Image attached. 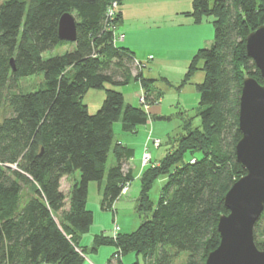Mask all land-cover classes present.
<instances>
[{
	"label": "trees",
	"instance_id": "16d2710c",
	"mask_svg": "<svg viewBox=\"0 0 264 264\" xmlns=\"http://www.w3.org/2000/svg\"><path fill=\"white\" fill-rule=\"evenodd\" d=\"M113 1L121 5V0L0 4V264H83L79 241L93 222L88 184L97 182L101 207L108 209L134 178L127 166L133 149L115 139L113 124L134 133L149 113L126 103L114 87L139 82L149 94L154 81L143 75L130 50L113 43L109 23L120 15L118 8L112 20L107 16ZM65 12L75 17L73 42L57 35ZM190 15L196 23L212 17L214 29L212 42L193 55L185 76L202 63L200 124L185 121L163 157L142 170L136 203L146 216L138 228L111 238L95 235V245L116 247L110 259L118 264L129 252L143 257V263L130 264H175L183 252L180 264H205L219 243L225 193L244 174L235 156L239 96L246 76L262 82L246 52V36L264 25V0H192ZM60 45L71 48L43 57ZM35 74H43L38 86L22 89L20 79ZM90 89L105 91L93 114L83 102ZM109 155L115 162L107 167ZM75 172L79 178L72 180ZM65 177L71 180L66 192ZM159 177L165 179L153 203L149 191ZM261 217L253 234L262 250L264 240L255 237Z\"/></svg>",
	"mask_w": 264,
	"mask_h": 264
},
{
	"label": "crops",
	"instance_id": "0c3cea01",
	"mask_svg": "<svg viewBox=\"0 0 264 264\" xmlns=\"http://www.w3.org/2000/svg\"><path fill=\"white\" fill-rule=\"evenodd\" d=\"M191 12L192 0H121L116 31L123 37L116 41V45L130 50L136 61L146 63L142 69L143 75L147 78L156 79L151 85L153 90L150 97H158L153 104L148 102V110L146 109L149 113L148 121L142 127L139 125L136 132H123L120 123L116 122L119 123L120 132L125 134H135L139 128H143L142 138L140 137L141 140L139 139L136 148H133L131 143L123 137L121 139L115 138L133 149V157L129 159L127 166L132 169L134 176V167L131 162L136 157L140 161L145 145L148 143L149 132L151 136L157 135L154 134V124L157 120H167L173 115L172 109L176 105L174 106L172 103L164 105L166 96H175L177 100H181V97L184 98L185 87L176 88L175 85L181 80L194 53L212 42H209L212 34L211 24L206 22L205 18L196 23L190 15ZM163 77L165 80H161ZM169 81L172 84H167ZM134 85L133 89L125 87L119 91L122 92L126 103L137 106L136 99L141 86L139 82H134ZM180 112L184 111L180 109ZM146 130L147 135L145 136L144 131ZM149 150L150 148H148ZM153 151L151 149L152 159L156 162L162 156H159L157 151L154 153ZM142 170L139 162L138 175L141 174ZM66 180L68 179L65 177L62 184ZM98 197L100 198V193ZM138 256L136 259H139Z\"/></svg>",
	"mask_w": 264,
	"mask_h": 264
},
{
	"label": "rangeland",
	"instance_id": "374dc122",
	"mask_svg": "<svg viewBox=\"0 0 264 264\" xmlns=\"http://www.w3.org/2000/svg\"><path fill=\"white\" fill-rule=\"evenodd\" d=\"M3 1L4 0H0V4ZM118 6L120 9L119 3H118ZM205 19H206V22L208 21V23L211 24L212 34L209 40L210 42L214 38L212 17H205ZM114 22L115 21H110L109 29L112 31L113 35H116L118 37L122 36L121 34L117 33L116 31L117 22L115 23ZM68 48H71V46L70 45H60L53 50L45 51L43 53V57L47 58V57H50L56 54H61L65 52L66 50H68ZM190 61H189V64H190ZM145 64L146 63L140 62V68L143 69ZM189 64L186 68V71L182 75L181 80L177 83V85H175L176 88H181L183 86L185 87L184 90L186 91L185 93L183 92L184 98L181 97V100H177V98L175 99V96L167 95L164 100V105H168L169 103L174 104V106L176 105V107H173L172 109L173 115H171L169 119L167 120H157V122L154 124V129H153L154 134H157L155 136L160 139V145L158 147H155V145L152 144L153 138H156V137L151 136L150 132L148 134L149 137H153V138H150L149 142L146 144L149 146L147 147L150 148L149 150L150 154H151V149H152V151L154 150L153 153L157 151L158 155L163 157L167 149L171 147L169 142L172 143L174 139H176L179 135H181L184 132L185 121H188L187 125L188 126L190 125L191 127H195L200 124V118L197 115V109H198L197 85L200 84L203 80L202 63L198 62L196 67L193 69V72L190 75L189 79L185 80V76H186V72L188 70ZM42 80H43V74H35V75L21 78L19 81V85L22 89H26V90L32 89L33 90V88H36L39 82H41ZM152 80L155 81L156 79L153 78ZM161 80H165L164 77L161 78ZM167 84H172V83L169 81L167 82ZM125 87H128L127 89H129V87L133 89V87H135L134 81H132L131 83L127 85L119 86V87L116 86L114 88H116L117 90H121V89L123 90L125 89ZM104 97H105L104 90L90 89L87 91V93L83 97V102L87 104L89 113L93 114L96 112V110L101 105ZM156 98L150 97V93L148 94L141 86L140 93L139 95H137L136 104L138 106H143L144 108L148 110L147 108V105L149 104L148 102L153 104ZM180 109H182V111L184 112H180ZM113 127H114L115 138L121 139L123 137V139L131 143L130 145L133 148L137 147L139 139L141 140L142 138L141 136L143 134V128H139L137 133L135 134H125V133L120 132L119 123H115ZM139 127H142V125ZM144 134L145 136L147 135V130L144 131ZM114 162L115 161L112 155H109L108 160H107V167L112 166ZM139 162H140L141 168L144 169L145 166H147L148 164L155 163V160L152 159V155H151V159L145 165L142 164V155L140 157V161L138 160L137 157L132 160L131 163L134 167V172H135L134 179L129 183V186L126 189L125 193L121 195L114 202L112 207L108 209H104L101 207V201H100L101 194L99 198L98 195L100 191L98 192L97 182H91L88 184L89 185L88 186V202L86 205H87V209L90 210L93 215V222L90 225L89 230L81 235L80 241H79V244L83 246L84 248V253H83L85 257L84 264H92V263L93 264H105L106 262H109L110 264H118L115 258L110 259L113 253L116 251V247L113 244L95 245L93 242L95 235L102 233L105 237L111 238L116 225L119 227L117 230V234L131 233L134 230H136L139 224L144 220L146 215L144 213L137 211V203H136V199L139 195V191L141 188L140 175H138ZM71 178L72 180L74 178L78 179L79 178L78 172H75ZM164 178L165 177H159L157 180L154 181V183L151 186V189L149 191V196L153 203H156L158 199L162 183L164 182ZM70 182H71L70 178L66 180L65 182H63L62 188L65 192L68 191ZM255 235H256L255 237L257 241L264 240V209L262 211V217L256 228ZM184 256H186L185 252H183L182 255H180L179 257L175 259V264L182 263ZM138 257H139L138 261L140 263H143V257L141 255H139ZM135 260H136V254L134 252H129L121 256V264H130ZM43 264H48V263H43Z\"/></svg>",
	"mask_w": 264,
	"mask_h": 264
},
{
	"label": "water",
	"instance_id": "95a60500",
	"mask_svg": "<svg viewBox=\"0 0 264 264\" xmlns=\"http://www.w3.org/2000/svg\"><path fill=\"white\" fill-rule=\"evenodd\" d=\"M57 35L62 41H75L76 22L70 12L59 17ZM246 52L262 82L251 76L243 79L238 107L241 137L235 145V156L244 174L225 193L227 213L217 222L219 243L207 254L205 264H264V249L256 246L253 234L264 208V25L248 33Z\"/></svg>",
	"mask_w": 264,
	"mask_h": 264
},
{
	"label": "built area",
	"instance_id": "2783aa9c",
	"mask_svg": "<svg viewBox=\"0 0 264 264\" xmlns=\"http://www.w3.org/2000/svg\"><path fill=\"white\" fill-rule=\"evenodd\" d=\"M119 6H118V3L117 1H113L111 2V4L108 6L107 8V16L109 17V19H113L117 10H118ZM122 39V36H116V35H113V43L116 44V41L118 40H121ZM150 138H153V137H148V142H149V139ZM155 145V147H158L160 145V139L159 138H153V143ZM148 146V145H147ZM145 145V148H144V151H143V154H142V164H147L148 161L151 159V154L150 152L148 151V147ZM129 186V183H126L123 187H122V194L125 193L126 189L128 188ZM116 225V224H115ZM118 226L116 225L115 226V230L113 231V236L115 237V235L117 234V230H118ZM105 264H110L109 262H106Z\"/></svg>",
	"mask_w": 264,
	"mask_h": 264
}]
</instances>
